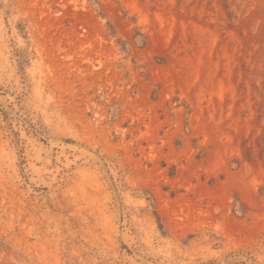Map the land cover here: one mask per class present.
Returning a JSON list of instances; mask_svg holds the SVG:
<instances>
[{
	"label": "rangeland",
	"instance_id": "374dc122",
	"mask_svg": "<svg viewBox=\"0 0 264 264\" xmlns=\"http://www.w3.org/2000/svg\"><path fill=\"white\" fill-rule=\"evenodd\" d=\"M0 264H264V0H0Z\"/></svg>",
	"mask_w": 264,
	"mask_h": 264
}]
</instances>
